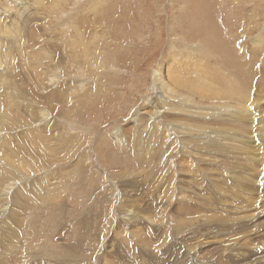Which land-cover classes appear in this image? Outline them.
<instances>
[{
    "label": "rangeland",
    "instance_id": "374dc122",
    "mask_svg": "<svg viewBox=\"0 0 264 264\" xmlns=\"http://www.w3.org/2000/svg\"><path fill=\"white\" fill-rule=\"evenodd\" d=\"M0 63V264L264 259V0H0Z\"/></svg>",
    "mask_w": 264,
    "mask_h": 264
},
{
    "label": "bare ground",
    "instance_id": "6f19581e",
    "mask_svg": "<svg viewBox=\"0 0 264 264\" xmlns=\"http://www.w3.org/2000/svg\"><path fill=\"white\" fill-rule=\"evenodd\" d=\"M261 41V40H260ZM258 44V43H257ZM206 52V51H205ZM0 65H2L1 63H0ZM41 65V64H40ZM175 81H176V84H177V86L179 85L180 87H182L183 89L185 88V89H189L190 88V85L188 86V85H183V84H178L179 83V81L177 80V78L175 79ZM188 81V80H187ZM183 82H185V81H183ZM186 84V83H185ZM191 84V83H190ZM182 85V86H181ZM193 86V85H192ZM195 87V86H194ZM2 89V88H1ZM191 89V88H190ZM193 89H195V88H193ZM1 93V92H0ZM238 94H239V92H238ZM240 94H241V92H240ZM249 95H250V93H249ZM238 96V95H237ZM239 97H240V95H239ZM243 97V96H242ZM246 97V96H245ZM14 99H15V97H14ZM242 99V98H241ZM162 101V100H161ZM164 101V100H163ZM241 101V100H240ZM244 102V101H243ZM167 106V105H166ZM165 107V106H164ZM163 108V107H162ZM167 108H168V111H172L173 109H169V106H167ZM166 108V109H167ZM238 108V107H237ZM242 108V107H241ZM182 110V109H181ZM232 111V110H231ZM240 112V111H239ZM225 113V112H224ZM243 113V112H242ZM218 120V119H217ZM259 129H264V128H259ZM117 136L119 137V139H121V141L123 142V139H122V137L119 135V134H117ZM53 138V137H52ZM45 139V138H44ZM35 155V154H34ZM44 162H45V160H44ZM47 162V161H46ZM49 162V161H48ZM1 177V176H0ZM0 180H1V178H0ZM144 211V210H143ZM147 213V212H146ZM142 215V214H141ZM248 216V215H247ZM144 217V216H143ZM147 218V217H146ZM144 219H145V217H144ZM140 222V221H139ZM263 239V238H262ZM257 241V240H256ZM246 243V242H245ZM262 243H263V241H262ZM253 244V246L255 245V243H252ZM258 244V243H257ZM224 245H226L227 246V244H224ZM241 245V244H240ZM239 245V247L240 248H242L241 246ZM242 245H248L247 243L246 244H242ZM247 247V246H246ZM249 247V246H248ZM256 247V246H255ZM240 248H239V250H240ZM244 248V247H243ZM245 249H247V248H245ZM255 249V248H254ZM258 249V248H257ZM261 249H262V247H261ZM259 250V249H258ZM257 250V251H258ZM206 251V250H205ZM231 251V250H230ZM234 251H235V249H234ZM256 251V252H257ZM236 252V251H235ZM240 252V251H239ZM259 252V251H258ZM234 255H235V253H234ZM242 253H240L239 254V258H241L242 257ZM245 255H246V253H245ZM258 255V254H257ZM236 256V255H235ZM237 257V256H236ZM236 257H234V258H236ZM264 258V257H263ZM245 259H246V257H245ZM239 260V259H238ZM241 260L242 261H244V259L243 258H241ZM240 262V261H239ZM251 262V261H250ZM249 262V263H250ZM247 263V262H246ZM239 264V263H238ZM241 264V263H240ZM252 264V263H251ZM256 264H264V259H258V261L256 262Z\"/></svg>",
    "mask_w": 264,
    "mask_h": 264
}]
</instances>
